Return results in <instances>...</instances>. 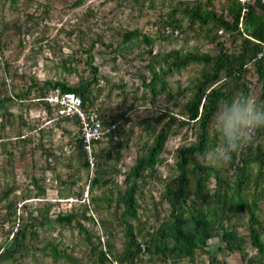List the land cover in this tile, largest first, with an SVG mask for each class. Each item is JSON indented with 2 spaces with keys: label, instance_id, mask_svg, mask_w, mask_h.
<instances>
[{
  "label": "trees",
  "instance_id": "1",
  "mask_svg": "<svg viewBox=\"0 0 264 264\" xmlns=\"http://www.w3.org/2000/svg\"><path fill=\"white\" fill-rule=\"evenodd\" d=\"M17 1L7 0L2 4L15 6ZM136 3L139 4V0ZM81 4L76 2L75 6ZM150 5L153 6L152 3ZM154 24L158 27L157 35H147L139 28L124 30L118 44L113 47L122 56L129 49H142L140 58L146 63L148 76H139L140 86L135 89V94L140 90V95L136 100L155 103L169 90L167 77L179 74L191 65L200 66L199 76L186 87L177 89L181 99L176 114L165 111L157 118H145L136 123L144 135L145 145L124 172L119 169V162L122 150L128 147L131 133H125L123 127L130 120L124 112L109 117L99 114L103 130L113 126L100 140L91 143L92 149L104 140L110 143L99 160L93 154L96 164H92L94 175L89 183L90 188H102L100 196L90 198L92 211L105 210L113 219L102 217L100 220L104 238L98 236L95 242L90 239L74 207L68 212L58 213L53 221L62 226H71L75 222L79 232L87 236L94 264H140L144 256L162 263L188 259L195 264L197 251L207 249L211 239L219 242L216 250L210 253L211 264H227L225 260H218L217 254H238L243 264H264V129L253 134V138L259 141L245 143L223 170L197 158L217 143L210 121L219 104L240 92L251 94L250 70L260 85L256 98L264 101V0H220L218 8L215 0H181L161 14ZM20 28L17 26L19 33ZM181 35L212 44L215 52H200L195 47L165 52L153 50L157 40L169 41ZM1 36L0 32V41ZM92 63V57H89L90 74L80 76L74 84L32 80L25 91L12 96L0 93V127L14 117L10 105L15 99H37L52 110L43 98L56 88L63 93L76 94L85 109L92 107L94 88L99 83L98 68ZM65 119H73L79 125L76 118ZM184 126L196 130L197 140L178 151L174 185L168 188V215L143 236L139 226L138 193L148 180L155 181L156 168L162 162L161 155L172 130ZM74 143L83 161L82 166L88 170L92 165L81 133ZM7 163L12 169V159L8 158ZM119 175L123 176L121 185L116 182ZM38 188V194L44 195L45 189ZM14 191L9 185L0 191V206L3 203L4 216L10 223L8 230L0 227V237L5 236V242L0 243V263H19L38 249L54 260L71 261V256L59 249L53 240L45 242L41 248L34 247L37 225L43 226L50 219L47 215L29 214L27 222H21L20 216L17 217V200L10 199ZM28 197L23 196L21 200ZM80 207L83 208V217L94 224L93 216L87 215V204L82 203ZM22 208L25 211L26 204ZM243 218H246V235L238 231L235 224ZM111 222L119 228V246L115 243ZM246 244L255 250L254 255L248 254Z\"/></svg>",
  "mask_w": 264,
  "mask_h": 264
},
{
  "label": "rangeland",
  "instance_id": "2",
  "mask_svg": "<svg viewBox=\"0 0 264 264\" xmlns=\"http://www.w3.org/2000/svg\"><path fill=\"white\" fill-rule=\"evenodd\" d=\"M179 1L139 0L137 4L136 0H18L14 6L8 3L3 5L2 2L7 0H0V93L12 96L25 91L32 80L77 83L80 76L90 74L87 59L92 57V64L98 68L99 83L94 88L95 102L87 109H95L98 117L100 113L106 117L126 113L130 121L123 128L125 133H131V138L128 147L122 150L119 169L122 172L128 170L145 145L144 135L136 123L145 118H157L165 111L176 114L181 99L176 91L199 76L200 66L191 65L181 73L167 77L169 90L159 96L155 103H147L136 100L140 90L135 94V89L140 86L139 76H148L146 63L140 58L142 49H129L122 56L113 47L118 44L124 30L139 28L147 35H157L158 27L154 22L169 8L178 5ZM76 2L82 4L75 6ZM219 4L220 0H215L216 8ZM17 26H21L20 33ZM187 36L172 37L169 41L157 40L153 50L165 52L195 47L200 52H215L212 44ZM248 78L251 81V95L257 97L260 85L252 70ZM49 107L52 110L37 99H15L11 103L10 111L14 117L0 127V191L6 185L15 189L10 199L17 200V217L20 216L21 222H27L29 214L49 217L50 220L43 226L37 225L34 247L41 248L45 242L53 240L72 260H54L38 249L34 255L29 253L19 263L0 264H94L87 236L79 232L75 222L71 226H62L53 220L58 213L68 212L74 207L84 229L95 242L98 236L105 237L100 225L101 218L112 219L105 210L92 211L90 198L100 196L102 188H90L89 185L94 175V158L99 160L110 143L104 140L90 149L93 165L85 169L74 143L81 133L79 125L73 119L59 117L56 107L50 104ZM196 140V130L191 126L172 130L161 155L162 162L157 165L155 181L148 180L138 193L139 226L143 236L168 215V188L174 185L178 151ZM253 141L259 140L252 136L249 142ZM8 158L13 161L12 169L8 166ZM197 158L207 162L204 155H197ZM227 164L214 166L223 170ZM122 180V175L116 178L119 185ZM38 186L45 189L44 195L38 194ZM28 195L29 199L21 200V197ZM82 203L87 204V215L93 216L94 224L83 217ZM24 204L25 211L22 208ZM2 206L3 203L0 206V227L8 230L10 223L6 221ZM262 209L264 211V204ZM111 223L115 243L119 246V228L115 222ZM235 224L238 231L246 235V218ZM4 242L5 236L0 237V243ZM218 244L217 239H211L207 249L198 250L195 264H211L210 253L216 250ZM245 249L249 255L255 254L250 244H246ZM143 258L140 264H191L188 259L162 263L146 256ZM217 259L225 260L227 264H243L238 254H217Z\"/></svg>",
  "mask_w": 264,
  "mask_h": 264
},
{
  "label": "clouds",
  "instance_id": "3",
  "mask_svg": "<svg viewBox=\"0 0 264 264\" xmlns=\"http://www.w3.org/2000/svg\"><path fill=\"white\" fill-rule=\"evenodd\" d=\"M217 143L208 147L204 158L211 165L228 163L253 134L264 129V101L240 92L221 102L210 121Z\"/></svg>",
  "mask_w": 264,
  "mask_h": 264
},
{
  "label": "built area",
  "instance_id": "4",
  "mask_svg": "<svg viewBox=\"0 0 264 264\" xmlns=\"http://www.w3.org/2000/svg\"><path fill=\"white\" fill-rule=\"evenodd\" d=\"M242 2L246 0H241ZM44 101L58 109L59 117L76 118L79 121L81 136L88 153L89 163L92 165L91 143L100 140L109 129L103 130L101 121L95 109H85L81 99L74 93H63L59 89L50 91Z\"/></svg>",
  "mask_w": 264,
  "mask_h": 264
}]
</instances>
